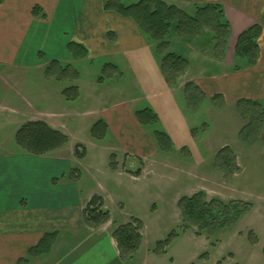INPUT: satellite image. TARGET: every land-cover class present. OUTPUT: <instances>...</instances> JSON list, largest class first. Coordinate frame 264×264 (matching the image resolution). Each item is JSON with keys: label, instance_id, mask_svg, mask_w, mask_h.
Masks as SVG:
<instances>
[{"label": "crops", "instance_id": "1", "mask_svg": "<svg viewBox=\"0 0 264 264\" xmlns=\"http://www.w3.org/2000/svg\"><path fill=\"white\" fill-rule=\"evenodd\" d=\"M161 1L186 12L194 10L195 6L219 5L230 26L224 56L217 59L223 63L228 57L232 62L235 60L238 36L251 26L262 24L264 16V0ZM34 7L42 11L44 18L32 15ZM69 45L74 48L69 49ZM258 45L255 66L244 67L216 80V92L224 100L236 102L261 97L259 87L258 90L254 88L259 83L264 89V27ZM97 58L108 59L105 65L110 66L105 69L113 73V77L123 75L120 68L132 75L139 90L136 99L128 100L126 95L116 98L108 93L99 95L96 91L91 94V81L82 84L77 65L80 62L91 65V59ZM52 63L57 66L51 68ZM32 71L43 73L44 84L54 80L63 82L70 74L73 80L69 88H76V98L67 99L64 90H57L60 110L44 113L41 110L39 118L24 122L42 121L59 131L68 139L63 147L44 156H35L18 145L19 151L3 150L0 141V264H125L119 258L112 237L113 230L122 224L113 219L105 196L84 195L82 173L77 167L83 169L81 164L88 161L95 176L112 183L142 179L145 159L161 152L149 127L142 126L136 119L135 113L144 108H150L157 115V128L170 138L172 151L191 147L195 139L181 107L182 101L175 93L176 87H169L164 81L148 38L131 19L106 12L103 0H1L0 80L5 83L2 89L0 87V122L16 118L12 107L17 99L16 83ZM96 82L98 85L93 82L96 90L105 83L101 79ZM207 88V85L200 87L206 97L211 92ZM97 99L99 105L92 111L91 103ZM140 102L144 105L133 107ZM99 121L106 128L104 136L97 139L92 136L91 128ZM21 123L16 125L21 127ZM76 132L86 140H73L71 135ZM111 134L119 149L103 145ZM0 137H3L1 131ZM75 146H78V157L74 156ZM91 147L99 150L102 164L91 163ZM128 158L140 160L139 175L135 174L138 171H132L136 164ZM94 196L101 198L110 218L97 228L87 225L83 216L86 204ZM48 234L52 235L48 252L28 256L29 250Z\"/></svg>", "mask_w": 264, "mask_h": 264}, {"label": "rangeland", "instance_id": "2", "mask_svg": "<svg viewBox=\"0 0 264 264\" xmlns=\"http://www.w3.org/2000/svg\"><path fill=\"white\" fill-rule=\"evenodd\" d=\"M121 2L129 5L134 0ZM193 12L194 10H190L186 13ZM169 41V50L183 55L190 65L188 72L179 79L175 93L182 101L181 107L186 113L189 127L195 129L193 145L183 150L159 152L145 159V175L137 182L130 179L120 183L102 180L94 175L95 171L90 167V162L86 161L81 164L83 169L77 167L82 173V191L87 196H105L117 224H124L132 218L143 223L142 248L125 264H264V124L252 128L255 130V138L244 139L240 134L247 129L249 120L236 110L235 102L224 100L216 92V80L233 74L234 68L241 63L237 60L230 61V57L225 63L217 61L208 31L190 42H185L173 33ZM91 60V65L84 62L77 65L80 68L82 84L91 81V94L96 91L99 95L108 93L116 98L126 95L128 100L138 95L139 90L130 73L120 68L123 75L113 77V73L103 69L109 62L107 58ZM260 75L262 74H259V78ZM67 77L63 82L54 80L44 84L43 73L32 71L16 83L14 92L17 99L12 106L15 108L16 118H7V121L0 122L3 150L19 151L13 136L14 131L20 128L16 125L18 122L22 121L21 124H24L27 120L39 118L41 110L42 113L60 110L57 90L70 87L73 79L70 74ZM98 79L105 83L96 90L93 82L98 85ZM67 80H71L70 83ZM189 81H194L199 87L207 85L211 92L196 107L187 109L182 89ZM4 83L0 80V87ZM258 87L261 97L251 100L264 106V89L256 83L254 89L258 90ZM71 94L69 92L68 95ZM215 95L220 97L212 100ZM92 102L93 111L99 105V100ZM141 105L144 103L140 102L133 107L140 108ZM148 131L152 132L153 127H149ZM75 134L71 135L75 138L73 140H86L79 132ZM117 143L111 134L103 145L119 149ZM77 148L75 146L73 149L76 157ZM224 148L230 152L229 168L222 167L215 161L216 155ZM122 156L120 154L121 158ZM127 160L135 162L136 167L132 170L134 173L141 171L139 159ZM93 161L102 164V155L98 149L91 147V163ZM197 192L204 193L207 200L218 198L226 202L242 201L250 203L252 208L233 224L211 234L198 235L196 229L184 226L177 208L180 197ZM172 231L177 236L166 247V252L156 254V243L164 241Z\"/></svg>", "mask_w": 264, "mask_h": 264}, {"label": "trees", "instance_id": "3", "mask_svg": "<svg viewBox=\"0 0 264 264\" xmlns=\"http://www.w3.org/2000/svg\"><path fill=\"white\" fill-rule=\"evenodd\" d=\"M1 2V0H0ZM104 10L131 19L153 46L155 56L158 58L159 71L169 87H177L178 80L186 72L189 63L181 54L169 50L170 36L174 33L184 41H194L204 31L211 34L213 44V55L216 59L224 56L228 40L230 38V26L225 20L223 10L219 5L206 4L195 6L192 14H187L175 5L166 4L161 0H140L137 3L124 5L121 0H103ZM34 17L44 18V14L38 7L32 9ZM264 27V16L262 24H255L241 33L235 43L234 59L241 63L234 71L242 70L244 67H253L257 64L259 55L258 39ZM69 45V49H73ZM57 66L52 63L50 67ZM110 65H104L103 69ZM76 88H68L63 91L67 99L76 98ZM183 99L186 108L194 107L206 99L200 87L193 81L183 85ZM71 92V96H69ZM220 96L215 95L212 100ZM196 107V106H195ZM236 110L246 116L249 123L247 129L240 134L244 139L255 138L252 129L264 124V106L258 101L240 99L235 102ZM137 121L144 127H153L152 135L159 151L167 153L171 151L172 143L168 135L158 129L159 120L157 115L150 109L135 113ZM105 124L97 122L91 128L93 137L100 139L105 133ZM248 130V131H247ZM247 131V132H246ZM245 132V133H244ZM194 137L195 129H191ZM68 139L59 131L51 129L42 121H29L24 123L15 133L16 144L26 153L35 156H44L54 150L63 147ZM78 154V151L76 152ZM230 152L224 148L216 155L215 161L220 166L229 168ZM111 166L114 165L111 163ZM139 175V171L135 173ZM182 223L186 228H194L197 234H211L223 229L237 221L252 206L242 201H224L218 198L207 200L204 193L197 192L190 196H182L177 201ZM84 221L92 228L100 227L109 221V213L103 209L101 198L94 196L86 204L83 210ZM143 223L132 218L129 222L117 226L112 237L117 245L119 258L123 262L131 260L138 252L142 244ZM51 234L29 250L28 256H39L48 252L51 245ZM177 236L172 231L164 241L155 245L156 254H164L171 240ZM255 237V236H254Z\"/></svg>", "mask_w": 264, "mask_h": 264}]
</instances>
